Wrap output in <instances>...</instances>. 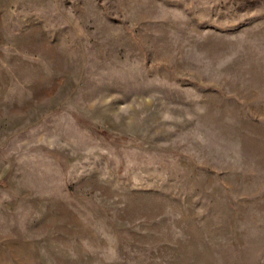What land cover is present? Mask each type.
Instances as JSON below:
<instances>
[{"label":"rangeland","instance_id":"obj_1","mask_svg":"<svg viewBox=\"0 0 264 264\" xmlns=\"http://www.w3.org/2000/svg\"><path fill=\"white\" fill-rule=\"evenodd\" d=\"M0 264H264V0H0Z\"/></svg>","mask_w":264,"mask_h":264}]
</instances>
